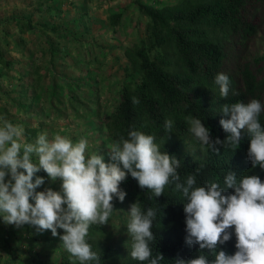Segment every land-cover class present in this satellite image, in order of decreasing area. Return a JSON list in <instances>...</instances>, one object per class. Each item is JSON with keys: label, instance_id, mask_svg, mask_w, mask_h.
Segmentation results:
<instances>
[{"label": "trees", "instance_id": "trees-1", "mask_svg": "<svg viewBox=\"0 0 264 264\" xmlns=\"http://www.w3.org/2000/svg\"><path fill=\"white\" fill-rule=\"evenodd\" d=\"M49 1L35 0L34 3L29 2L32 5L30 10L3 16L4 20L11 22L17 33L13 37L15 44L26 47L25 42L30 37L26 40L22 36L25 31H34L38 41L43 39L44 49L39 53L47 55V58L43 57V63L33 68V77L38 81L44 77V73L40 74V67L49 69L51 58L61 50L56 34L59 29H65L64 26L61 28L55 25L54 18L46 19L44 12L51 16L57 14L52 12L55 0ZM132 1L146 20L143 33L123 48L126 62L112 105L102 114L98 109L95 111L99 113L106 138L115 143L121 137L127 139L132 130L153 135L154 143L161 152H167L180 161L177 169L180 182L185 183L189 174L194 175V187L217 183L220 188H225L224 178L230 170L236 173L237 180L243 175H257L264 181V170L258 165L253 168L248 159L250 137L246 129L242 130L238 146L225 142L216 146L219 149L216 153L201 145L189 131L190 124L186 120V117L200 119L213 139L224 141L229 134L219 123L222 118H228L223 116L222 106L256 99L262 105L258 121L264 128V54L240 59L249 39L257 31L264 0H172L159 6L141 0ZM33 12H36L35 19ZM121 14L120 10L109 12L107 22L111 25L119 24ZM46 29L53 31L54 36L44 33ZM5 34V31L0 34L3 41ZM75 39L81 42L80 46L92 43L90 40L82 42L77 37ZM32 53V49L29 50V56ZM11 64V59L0 48V77L6 75L5 69L11 68ZM218 73L229 77L227 97H221L219 86L215 83ZM54 77L52 73L51 82ZM59 78L60 84H50L43 98L45 102L41 105L42 112L37 113V116L30 111L36 95H31L28 100L24 97L16 100L15 110L10 111L9 91L0 87V126L5 119L13 125L22 126L24 143L35 144L42 133V126L47 127L44 122L51 111L64 109L65 102L74 106L70 100L71 95L82 82L63 75ZM22 86L24 84L19 81L17 87ZM133 98H137L139 103H133ZM17 111L24 113V117L19 118L15 114ZM32 118L36 119L34 124ZM167 120L172 121L170 133L165 130ZM32 162L38 163L34 154ZM35 175L43 177L46 185L51 183L43 169ZM120 189L126 193L125 199L120 202L113 198L114 210L108 223L92 224L88 229L86 240L93 251L101 254L99 264H150L149 260L141 262L132 259L130 255L133 241L127 225L130 222L129 207L134 202L139 203L143 212L148 208L155 210L151 229L155 240L149 246L152 250L151 258H155L158 252L163 254L164 260L159 264H175L177 258L190 259L200 254L214 259L215 253L207 250L200 253L198 245L189 246L185 243L187 233L183 209L186 200L182 192L175 190L174 183L167 185L164 193L155 197L151 190L141 189L138 182L128 174L121 182ZM232 191L230 188L225 189L226 193ZM1 223L0 214V228L3 227ZM229 231L232 233L231 239L219 245L218 250L233 254L236 251L234 227ZM51 239L55 237L48 238V242L51 243ZM5 249L12 253L8 246ZM42 264L81 262L73 256L60 254L55 261ZM85 264L97 262L88 261Z\"/></svg>", "mask_w": 264, "mask_h": 264}, {"label": "clouds", "instance_id": "clouds-1", "mask_svg": "<svg viewBox=\"0 0 264 264\" xmlns=\"http://www.w3.org/2000/svg\"><path fill=\"white\" fill-rule=\"evenodd\" d=\"M215 83L221 97H227L230 80L218 73ZM133 103H139L133 98ZM224 117L219 123L229 135L224 141L213 139L209 129L200 119L186 117L189 131L203 146L218 153L217 145L227 142L238 146L242 130L249 133L248 159L252 167L264 170V128L258 121L261 103L252 99L247 103L236 102L222 106ZM172 121H165V130L171 132ZM24 129L3 120L0 126V214L5 224L22 228L32 226L37 232L48 230L59 236L63 247L71 256L85 264L96 261L101 254L93 251L87 242L89 226L108 223L113 212V198L123 202L126 193L120 184L130 174L141 189H149L155 197L164 193L167 185L174 183L182 192L186 236L189 246L198 245L199 252L215 253L214 259L200 254L195 258H177L175 264H264V181L257 175H237L229 171L224 178L225 188L217 183L194 187L196 178L189 174L186 182H180L177 169L180 161L167 152H161L153 135L132 130L128 138H120L110 147L109 163L102 155H86L89 147L84 138L73 141L59 133L49 141L47 135L38 136L35 144L22 143ZM23 150V151H21ZM33 154L38 163L32 162ZM41 169L50 181H60V190L51 187L36 191L44 184V178L35 174ZM35 177V178H34ZM7 178V179H6ZM233 191L226 193L225 189ZM32 201V202H30ZM128 233L132 237V259L149 260L159 264L162 253L152 257L150 242L155 240L152 223L155 210H141L138 202L129 207ZM234 227L235 249L233 254L218 250L232 237ZM151 258V259H150Z\"/></svg>", "mask_w": 264, "mask_h": 264}, {"label": "rangeland", "instance_id": "rangeland-1", "mask_svg": "<svg viewBox=\"0 0 264 264\" xmlns=\"http://www.w3.org/2000/svg\"><path fill=\"white\" fill-rule=\"evenodd\" d=\"M34 1L0 0V18L12 12L30 10L32 5L29 2L34 3ZM141 1L159 6L161 3L170 0ZM45 2L50 3L49 0H45ZM116 10H120L122 13L120 23L111 25L107 22V14ZM52 12L57 14L51 16L50 13L44 12L46 19L51 20L54 18V24L61 28L64 26L65 29H62V31L59 29V33L56 34L59 37L57 38L59 44H61V50L51 58L49 69L40 67V74L44 73V77L40 81L34 79L35 72H33V68L36 64H42L43 57L47 56L39 53L44 49L43 39L38 41L34 31H25L22 36L26 40L30 37V40L28 39L25 42L26 47L23 48L21 44H15L13 37H16L17 33L13 30L11 22L4 20V17L2 18L0 32L5 31L7 34H5L4 41L0 35V48L3 54L11 59L12 66L5 69V76L0 77V87L7 88L9 91L8 106L10 111L15 110L14 105L16 103L14 102L16 100H21L23 97L28 100L31 95H36L30 111L37 116V113L42 112L41 105L45 102L43 98L44 95H47L46 92L49 91L50 84L52 82H55L54 85L60 84V75L66 76L68 79H80L82 83L75 87L70 99L74 106L71 107L69 103L65 102L64 109H54L53 111L51 109L49 117H46L44 122L45 125L43 124L47 127L42 126V133L47 135L49 141L57 133L69 137L73 143L84 138L89 144L86 155L90 156L94 152L98 153L103 156L105 163H109L111 162L109 151L113 142L106 138L104 129L100 124L99 113L96 114L95 111L98 109L102 114L112 105L116 90L121 83L123 67L126 62L123 48L143 33L146 19L139 14L132 0H55ZM33 18H36V12H33ZM43 32L54 36V32L49 29ZM76 37L81 39L82 42L90 40L92 43L80 46L81 42L78 43ZM34 38H36V41ZM31 49L33 53L29 56L28 53ZM262 54H264V9L261 8L257 31L249 39L247 46L240 54V59ZM86 71L87 73H85ZM52 73L55 76V81L51 82ZM19 81L24 86L17 87ZM75 106L76 108H74ZM45 110L48 111V108ZM15 114L19 118L24 117V113L20 111ZM35 120V118H32L33 124L36 122ZM21 142L24 143L23 138ZM29 143L33 144L32 142ZM50 182L49 185L42 184L36 191H43L48 187L55 191L60 190L59 180ZM11 226V228L6 229L8 233L5 230V234L8 237L9 235L15 236V240L12 239L11 244L14 248L9 249L12 251V253H9L0 241L1 264L4 262L3 257H7L8 260L21 259L23 262L29 260L31 264H42V262L51 263L55 261L60 254L71 256L63 247V243L59 238L63 234L62 229H57L56 239L58 242L56 244L58 245L54 252L50 253L47 251V244H44L47 239L43 238V236L52 235L50 231L45 230L40 233L31 226V231L25 232L23 228L21 230V228L14 225ZM14 229L21 230V234L25 232V238L33 241V243L30 245L28 244L29 241H22L23 238Z\"/></svg>", "mask_w": 264, "mask_h": 264}, {"label": "crops", "instance_id": "crops-1", "mask_svg": "<svg viewBox=\"0 0 264 264\" xmlns=\"http://www.w3.org/2000/svg\"><path fill=\"white\" fill-rule=\"evenodd\" d=\"M170 1H172V0H170ZM7 179V178H6ZM1 216H3V214H1ZM2 226L3 227H1L0 228V241L2 242V244H3V247H5L6 248V246H8L10 249L11 248H14L13 246H11V244H12V241L13 240H15V236L13 235V236H11V235H9V237H8V235H6L5 234V230L6 229H8V228H11L12 226L10 225V224H5L4 222H3V220H2ZM9 225V226H8ZM30 227L31 226H29V225H24L22 228H23V230L26 232V231H31V229H30ZM22 228H21V230H22ZM4 230V231H3ZM21 230H15L14 229V231H18V233H19V236L21 237V238H23V240L22 241H24V242H27V241H29L28 242V244H30L31 245V243H33V241H31V240H27L25 237V232H24V234H21L20 233V231ZM14 234V233H13ZM25 238V239H24ZM43 238L44 239H47V240H45V245L47 244V251H49L50 253L51 252H54V250H55V248H57V245L58 244H56L57 242H58V240L56 239V237H55V239H53L52 240V242L50 243V242H48V238L50 239V238H52V235H49V236H43ZM13 239V240H12ZM33 247V246H32ZM4 262L2 263V264H31L30 263V261L29 260H27L26 262H23L21 259H19V260H16V259H13V260H8L7 259V257H3V259H2ZM1 261V260H0ZM43 263V262H42ZM1 264V263H0Z\"/></svg>", "mask_w": 264, "mask_h": 264}]
</instances>
